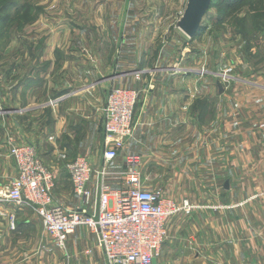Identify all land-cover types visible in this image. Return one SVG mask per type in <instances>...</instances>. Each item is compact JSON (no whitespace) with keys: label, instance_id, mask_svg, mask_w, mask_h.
<instances>
[{"label":"rangeland","instance_id":"1","mask_svg":"<svg viewBox=\"0 0 264 264\" xmlns=\"http://www.w3.org/2000/svg\"><path fill=\"white\" fill-rule=\"evenodd\" d=\"M187 2L0 0V149L8 150L9 158L15 165L10 154L11 147L30 142L50 171H58L62 176L65 174L69 161L64 157V160L61 159L63 154L56 148L58 143L50 144L44 131L50 123L47 107L55 96L49 89L41 88L43 77L34 67L37 64L35 60L39 59L32 53L44 47V38L39 35L58 33L61 28L64 37L57 42L60 44L59 49L66 52L67 90L76 87L74 83L80 75L84 78L88 74L84 70L86 68L82 70L79 66L80 69H73L69 65H82L85 60H96L102 64L109 60L111 64L113 59L129 69L173 68V72L156 73L158 76L168 73L173 80L183 83L180 87L188 88L189 111L195 116V148L202 144L204 131L210 123L211 129L218 133L219 98L226 96L227 148L232 150L236 143V130L232 121L233 113L232 116L229 113L236 108L234 99L242 92L249 96L250 90L257 85L264 86V0H210L200 26L192 37L179 27ZM98 19L101 25H91ZM57 20H61L64 25H55ZM150 20L155 24L148 25ZM146 32L150 38L153 37L151 40L145 38ZM107 52L113 56H105ZM115 68L109 72L100 70L97 74L92 73L91 78L87 77L83 82L115 75ZM117 69L120 70V67ZM121 80L117 78L111 81L107 95L110 89L116 87L136 90ZM32 84L39 88H35L31 99L34 110L26 119L30 130L29 138H26L14 130L16 124L12 118L19 117L20 112L16 111L26 107L27 88ZM18 87L22 88L20 99ZM101 143L104 150L105 133ZM195 159L198 162L199 159ZM143 172L146 189H158L164 196L173 198L168 193L171 189L169 171L163 184L160 177L155 175L153 167ZM178 172L184 178L183 183L181 180L174 185L179 193L196 194L195 199L183 197L182 200L187 199L193 211L210 209L226 212L228 242L233 244L234 239L241 241L244 264H250L251 257L255 256L252 254L251 242H264V188L256 184V179H261L252 177L250 169L236 172L229 165L227 174L220 176L219 182L213 178L214 174H218L213 164L208 171L183 166ZM188 174H198V178H188ZM188 179L192 180V185H188ZM223 180H226L227 191ZM8 184L1 186L0 191L4 193ZM239 196L242 198L238 199ZM175 201L181 202L180 199ZM0 203L4 210L24 207L7 201L3 194H0ZM10 214L0 212V215L8 218V225ZM188 230L197 231L198 224L192 223Z\"/></svg>","mask_w":264,"mask_h":264},{"label":"crops","instance_id":"2","mask_svg":"<svg viewBox=\"0 0 264 264\" xmlns=\"http://www.w3.org/2000/svg\"><path fill=\"white\" fill-rule=\"evenodd\" d=\"M148 23L155 24L153 20ZM101 24V20L98 19L91 25ZM55 25L64 24L57 20ZM59 30L58 33L39 35L44 38V47L36 53L32 51L39 59L35 60L37 64L34 67L42 74L41 88L49 89L55 96L51 105L47 107L50 123L44 131L50 144L58 143L56 148L63 154L61 159L64 157L70 162L77 157H85L94 169L87 183L92 193L90 204L86 206L89 213L98 199L95 171L103 167L101 143L104 136L103 107L108 86L117 78L135 88L138 91V98L133 114V135L118 151L117 156L106 165L109 172L107 179L112 188L117 189L122 184L121 172L124 170L128 154L138 155L141 177H144V169L153 167L155 175L157 178L160 177L163 184L169 171L171 189L168 193L175 200L181 201L183 197L192 200L196 195L193 192L181 194L174 186L181 180L183 183L184 178L178 172L183 166L208 171L213 164L218 171L213 178L218 182L220 176L227 174L228 165L236 172L250 169L253 172L252 177L261 179V181L256 179V184L264 188V125H261L264 122V86L257 85L250 90L249 96L242 92L235 97L236 108L229 113L230 116L233 113L232 121L236 130V143L232 150L229 151L227 148L226 96L219 98L218 133L211 129L210 123L204 131L202 144L195 148V116L189 111L188 88L180 87L183 83L173 80L172 75L168 73L159 74L160 76L156 73L169 70L173 72L175 69L168 67H154L150 70L129 69L123 64L120 66V61L114 62L113 59L111 64L109 60L103 64L96 60L90 62L85 60L82 65H69L73 69H80L79 66L82 70L86 68L84 70L89 75H85L84 78L80 75L74 83L76 87L67 90L66 52L59 49L60 44L57 42L64 35L63 30L61 28ZM145 34V38H150L147 32ZM105 56L112 57L113 54L107 52ZM114 67L115 75L83 82V79L91 78L92 73L97 74L100 70L109 72ZM119 67L120 70L117 69ZM156 77L159 79H155ZM35 88L39 87L33 84L28 86L26 107L16 111L20 112L19 117L12 118L16 124L14 130L21 132L26 138H29L30 134L26 119L34 110L31 107V99L34 97ZM21 89L18 87L19 99ZM195 158L199 159L198 162ZM53 173L55 174L53 202L68 208L80 205L73 192L68 170L63 176L55 170ZM15 175L16 168L9 158L8 150L0 149V188L8 184ZM188 175V178L192 177L194 180L198 178V174ZM188 185H192L191 179H188ZM224 188L226 189L225 186ZM2 211L7 215L8 213L15 215V228L11 229L8 218L0 215V264H107L97 244L96 234L88 227L77 226L67 239L65 249L62 250L44 232L39 217L30 208L4 210L0 203V212ZM192 223L198 224L197 231L188 230ZM166 227L167 237L162 243L155 264H244L242 242L236 239L233 244L228 242L226 212L196 209L186 214L179 211L167 220ZM251 248L255 256L251 257L250 264H264V242L261 240L251 242Z\"/></svg>","mask_w":264,"mask_h":264},{"label":"built area","instance_id":"3","mask_svg":"<svg viewBox=\"0 0 264 264\" xmlns=\"http://www.w3.org/2000/svg\"><path fill=\"white\" fill-rule=\"evenodd\" d=\"M137 98L138 91L131 88L116 87L108 92L103 107V167L95 171L98 199L90 213L86 206L92 193L87 183L94 169L85 157H77L67 164L73 192L80 202L68 208L53 202L55 174L42 162L34 145L24 142L11 147L16 175L5 188L3 197L16 206L33 210L44 232L59 249H65L75 228L84 225L96 234L107 264H152L167 237V220L179 211L191 212L193 206L187 199L178 203L158 189L144 187L139 157L135 154L126 155L119 188H112L107 179L106 165L133 135ZM9 225L15 228L13 213L9 216Z\"/></svg>","mask_w":264,"mask_h":264},{"label":"water","instance_id":"4","mask_svg":"<svg viewBox=\"0 0 264 264\" xmlns=\"http://www.w3.org/2000/svg\"><path fill=\"white\" fill-rule=\"evenodd\" d=\"M210 0H188L184 13L179 21V27L192 37L197 32L200 22L209 7ZM227 184L225 183V187ZM155 264V260L152 261Z\"/></svg>","mask_w":264,"mask_h":264},{"label":"bare ground","instance_id":"5","mask_svg":"<svg viewBox=\"0 0 264 264\" xmlns=\"http://www.w3.org/2000/svg\"><path fill=\"white\" fill-rule=\"evenodd\" d=\"M0 194H3V191L2 190L0 191Z\"/></svg>","mask_w":264,"mask_h":264}]
</instances>
